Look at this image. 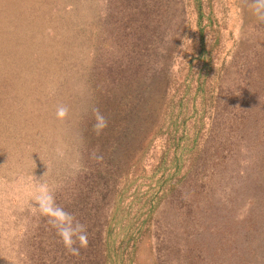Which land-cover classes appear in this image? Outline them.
<instances>
[{
    "label": "rangeland",
    "instance_id": "1",
    "mask_svg": "<svg viewBox=\"0 0 264 264\" xmlns=\"http://www.w3.org/2000/svg\"><path fill=\"white\" fill-rule=\"evenodd\" d=\"M41 185L86 225L79 255ZM0 264H264L248 0H0Z\"/></svg>",
    "mask_w": 264,
    "mask_h": 264
},
{
    "label": "clouds",
    "instance_id": "2",
    "mask_svg": "<svg viewBox=\"0 0 264 264\" xmlns=\"http://www.w3.org/2000/svg\"><path fill=\"white\" fill-rule=\"evenodd\" d=\"M248 3L252 15L260 23H264V0H248ZM67 111L66 107H59L56 111L57 118H64ZM96 120L94 127L98 132L107 126V121L98 111ZM36 201L40 212L48 217L49 224L56 230L66 250L72 255H79L80 249L88 246L86 225L80 223L71 213L58 205L54 193L45 185H41L38 189Z\"/></svg>",
    "mask_w": 264,
    "mask_h": 264
}]
</instances>
